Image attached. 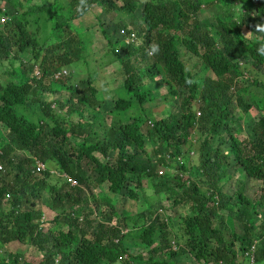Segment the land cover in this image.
Instances as JSON below:
<instances>
[{
	"label": "trees",
	"instance_id": "trees-1",
	"mask_svg": "<svg viewBox=\"0 0 264 264\" xmlns=\"http://www.w3.org/2000/svg\"><path fill=\"white\" fill-rule=\"evenodd\" d=\"M214 6L210 26L202 12ZM258 25L264 0H0V264H29L4 251L14 242L34 248L38 264H264ZM93 27L102 51L90 54ZM132 31L126 44L121 32ZM94 69L110 79L94 80ZM158 78L178 111L151 118L147 85ZM251 90L258 101L245 99ZM133 101L140 113L127 116ZM106 102L126 117L107 121ZM238 172L259 184L256 195ZM91 181L107 193H88ZM140 196L159 204L116 206Z\"/></svg>",
	"mask_w": 264,
	"mask_h": 264
},
{
	"label": "rangeland",
	"instance_id": "rangeland-1",
	"mask_svg": "<svg viewBox=\"0 0 264 264\" xmlns=\"http://www.w3.org/2000/svg\"><path fill=\"white\" fill-rule=\"evenodd\" d=\"M28 2H30L31 4L33 3H36L38 1H41V0H27ZM43 2V1H42ZM41 3V2H39ZM44 3L46 5H49L52 3V0H44ZM117 4H120V2H117ZM100 8V7H99ZM219 7L218 6H214L212 8H210L209 10L207 11H203L202 12V18L203 19H207L209 20V25L210 26H214V14H219ZM135 18H139V10L137 12H135L134 14ZM128 20L129 18L127 16H124L122 17V22L123 24H126L125 26L128 28H131L130 26H128ZM96 27H93L91 29V41L92 43H94V46H95V43L97 45V47L95 48H91V51H90V54H93L94 52H96L97 49L101 50V45H99L98 43H100L98 40V31L96 32ZM79 31H85L83 28L79 29ZM79 34V32H77ZM96 35V36H95ZM245 35H247V32H245ZM137 40H135L134 42H136ZM98 42V43H97ZM102 51V50H101ZM97 55H95V58L98 59L101 57V55H103L102 53H99L97 51ZM103 61L101 62L100 65L103 64ZM116 67V66H115ZM115 67H113L114 69H116ZM99 72L97 73L96 69L92 70V77L94 78V80L98 81L100 80V77L104 76L103 75V70L100 69L98 70ZM114 76V75H113ZM71 80L74 81L76 79V76L75 75H72L71 77ZM103 78H107L108 80L110 79V77H107V76H104ZM115 78V77H114ZM147 86H149V92H151V94L154 96V100L151 101V102H148L147 104L144 105V108L146 109V107H148V111H150V117L151 118H158L160 117L161 115H168V114H174L175 112L178 111V106H177V101H174V100H171V99H164V97H166L167 95V91H169L170 89V85L167 84L166 82L164 83V80L162 79H156V82L154 84H148ZM113 92L112 91V88L110 90V93ZM251 94L253 95L252 98L256 99L255 101H258L259 99V94H260V91H254V90H251L249 92H247L245 94V99L246 100H251V98H249V95L251 97ZM110 96V94H109ZM111 102H106L105 103V108L107 109V112H111V114H107V116H105L107 118V121H116V120H121L122 118L126 117L127 116H132V115H136L138 113H140V108L138 106V104L136 102H132V105L131 107L127 110V114L125 115L123 112H115L113 110H109L110 108V104ZM36 110V106H32L29 105L27 106V110L26 112L27 113H30V112H33ZM153 111V112H152ZM257 114L256 111L254 109H252L250 111V113H246L243 115V120L240 122L241 126H242V129L244 131L245 134L249 133L250 131V125H251V121H252V118L254 117V115ZM253 116V117H252ZM226 147H223V150H225ZM183 151H185V147L182 148ZM227 150V149H226ZM149 151V150H148ZM191 157V156H190ZM194 158V159H193ZM196 160V157L192 156L191 158H187V163L190 165V164H193ZM186 161V160H184ZM1 172H4V170H2ZM94 176V175H92ZM238 179V180H242L243 182L246 183V191H245V194L251 198L253 197L254 195H256V191L259 189V184H257L256 182L254 181H250L248 178H246L241 172H238L236 173L235 175V179ZM90 188L86 189V191L88 193H92V191H94L98 197H103L104 196V192L107 193L103 188H99L95 183L94 181H91L90 184H89ZM233 188V186H232ZM231 190H234V189H231ZM231 190H228V193H231L232 191ZM46 193H44L43 197H42V202H44L47 198V196L45 195ZM107 196V194L105 195ZM146 197V198H145ZM140 196V199H138V202H132V201H128L126 199H121L119 198L117 203H116V206L118 207V209L120 208H124L127 212H130V213H134L138 210H141L142 208H144L145 206H151V207H157V205L159 204V198L156 197H148V196ZM110 198V195L109 197ZM42 202H39L38 203V208H43V206H41L40 204H42ZM44 213H45V217H44V220H48L50 219L51 217L54 216V213H51L45 209H43ZM227 224L232 227V223L230 222V220L227 221ZM49 227H46L44 229V231H47ZM132 247H135V245H130ZM131 250L133 252H136L134 251V248H131ZM137 250V249H136ZM139 250V249H138ZM4 251H7L9 253H19V254H23L24 255V260L26 261V263H29V264H38L41 260V256L40 254L32 247H27L26 244H19L17 242H14V243H10L7 245L6 247V250ZM140 252H142V250H139ZM178 264H187L188 263V258L187 257H181L180 259H177L176 260ZM244 263V262H243ZM189 264V263H188Z\"/></svg>",
	"mask_w": 264,
	"mask_h": 264
},
{
	"label": "clouds",
	"instance_id": "clouds-1",
	"mask_svg": "<svg viewBox=\"0 0 264 264\" xmlns=\"http://www.w3.org/2000/svg\"><path fill=\"white\" fill-rule=\"evenodd\" d=\"M256 31L261 34L259 37H257V43L259 45V47L257 48V51L260 54H264V25H258ZM131 33L134 34L133 31ZM130 34H128L127 36L125 34L124 35H120L122 40H123V42H125L126 44L134 43V41L137 39L136 35L134 34L135 35L134 40L133 41H129L128 39H129ZM152 51L155 52V51H157V49L155 47H153ZM99 83H100L101 90L105 94H107L111 90V84L109 82H107L105 80H101Z\"/></svg>",
	"mask_w": 264,
	"mask_h": 264
},
{
	"label": "built area",
	"instance_id": "built-area-1",
	"mask_svg": "<svg viewBox=\"0 0 264 264\" xmlns=\"http://www.w3.org/2000/svg\"><path fill=\"white\" fill-rule=\"evenodd\" d=\"M121 35H124V32L123 33L121 32ZM134 38H135V35L133 33H131L128 40L129 41H133ZM197 115H198V113H197ZM178 161H179V164L182 165V161L180 159H178ZM39 166H40L41 169L43 168L42 165L39 164ZM162 172H163L162 170H159L158 175H161ZM248 264H253V259L251 257H249Z\"/></svg>",
	"mask_w": 264,
	"mask_h": 264
}]
</instances>
